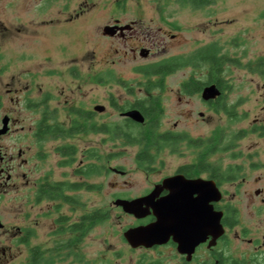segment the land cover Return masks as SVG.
Masks as SVG:
<instances>
[{
  "label": "flooded vegetation",
  "instance_id": "af4514ba",
  "mask_svg": "<svg viewBox=\"0 0 264 264\" xmlns=\"http://www.w3.org/2000/svg\"><path fill=\"white\" fill-rule=\"evenodd\" d=\"M63 1L64 8L61 7ZM93 1L0 0V264H12L21 255L25 256L24 264H35V259L40 264H45L47 261L55 263L60 247L54 245L55 249L46 250L35 243L40 225L38 220L43 219V215L45 219L53 220L56 228L49 231V233L53 232L52 236L56 234L60 236L61 231L64 233V230L72 234L82 232L87 234L93 228L90 217L93 212L83 215L79 223L69 224L68 230L65 228L62 230L61 223L66 220L61 215L56 217V213L59 212L57 209L61 207L62 202L69 205L78 204L75 195L77 192L94 190L95 185L87 181L93 175L86 174L92 166L97 167L98 176H106L111 171L122 177L129 174L124 167L110 166L109 153L100 155L94 148L82 153V159L74 170L76 177L80 179L78 181L56 180L55 172L44 167L50 159L49 154L44 150L46 143L74 136L65 133L63 137L46 141L45 131L48 127L70 130L78 125L82 129L78 135L97 133L104 136L103 140L112 141L107 132L111 124L104 122L110 114L107 115L105 106H95L92 96L94 80L92 43L94 24L99 22L98 18H93L94 11H97ZM140 23V20L128 22L117 18L102 26L103 38L117 40L119 48L113 50L108 46L109 41L107 42L105 64L102 72L96 75V82L107 89L117 87V91L132 95L138 87L141 89L142 77L158 79V84L154 85L163 89L168 77L183 70L187 74L190 72V76L181 83L180 92L183 96L201 97L204 105L222 112L220 108L225 104L227 88L223 89L219 86L224 67L220 66L221 57H225L221 53L220 45L211 42L189 52L188 48H185V45H189V39L183 36L181 41L185 50L182 54L165 57L168 48L179 41L178 35L174 34L171 28L159 27L158 30H153L152 26L145 27ZM111 55H116L119 59L113 60ZM177 58H181V61L175 62L174 59ZM227 62L233 63L230 59L225 64ZM148 70L157 73L148 75ZM199 73L202 77L205 76L206 81L201 80ZM147 84L153 85L149 81ZM211 85L217 86L221 95L215 99L204 100L203 90ZM190 87L194 92H190ZM196 88H199V91ZM82 92H86L84 97ZM108 100L112 109L121 117V123H137L124 114L138 110L145 117V123L137 124L143 126L147 122L148 125L152 124L138 106V100L127 104H121L114 98ZM146 101L150 102V100ZM96 107H103V111L96 110ZM233 108L236 112L235 107ZM29 112L34 113L36 119H30L27 115ZM162 115H164V107L159 116L156 135L130 138L128 141V144L131 141L140 148L144 147L138 145V142L154 144L150 153L142 151L135 155L137 170L147 179L161 172L158 165L162 163L159 158L163 152L170 150L173 155L180 154V146L177 149L170 147L161 151L159 145L164 139L158 135L168 134L171 141L179 140L182 136L180 145L186 143L190 147L192 141L198 144L190 147L194 150L204 149L206 142L205 139L193 138L186 132L173 130L161 132ZM97 116L103 120L99 125L94 124ZM260 123L255 120L256 125ZM101 129L105 131L100 132ZM114 141L126 143L122 137ZM63 146L67 145L59 148ZM69 146H73L76 150L74 156H64L59 150L57 151V155L62 160L59 162L61 167L72 168L78 159V149L74 145ZM215 154L210 155L207 160L204 151L195 154L194 161L179 164L173 172L152 182L140 194L130 195L123 192L113 196V202L115 205L118 200L131 201L154 193L151 207L167 199L173 208H198L205 205V182L213 181L221 191L222 199L210 204L215 211L223 212L222 224L225 235L212 247H209L212 242V238L209 237L206 242L196 245L191 255L179 253V244L173 235L166 244L155 245L149 249L144 247L138 249L159 252L169 248L181 264L195 262L218 264L223 255L228 257L226 250L221 248V243L228 238V231L240 226L241 220L239 218V221H236L231 214V208L237 210L238 208L230 201H225V193L221 186L233 181L222 183L220 178H217V175L222 173V169L210 161ZM142 158L148 159L142 162ZM101 161L103 162L99 165L98 162ZM206 161L210 164L209 169L205 168ZM165 180H168L166 187L163 184ZM77 184L80 186L79 189L72 188V185ZM67 185L71 187L62 189ZM100 187L97 186L96 190H101ZM263 194L261 190L256 193L258 197ZM58 201L60 203L56 204ZM261 202L264 204V198ZM45 203L50 211L43 209ZM80 203L85 207L88 205L87 202ZM85 216L87 218L83 220ZM156 220L152 211V214L145 219H137V224L132 227L153 223ZM77 225L81 228L79 232L73 231L77 230ZM263 248L264 245L257 253L262 252ZM203 256L207 259L199 260ZM151 263L158 264L156 261Z\"/></svg>",
  "mask_w": 264,
  "mask_h": 264
},
{
  "label": "rangeland",
  "instance_id": "374dc122",
  "mask_svg": "<svg viewBox=\"0 0 264 264\" xmlns=\"http://www.w3.org/2000/svg\"><path fill=\"white\" fill-rule=\"evenodd\" d=\"M93 2L97 10L94 11L93 18H98L99 22L94 24L92 43L94 51L92 96L94 105L105 106L107 115L110 114L104 122L110 124L122 122L108 99L114 98L121 104H127L139 99L151 102L158 97L164 107L161 132L173 130L186 132L193 138H203L205 141L222 140V147L230 149L217 152L210 161L223 172L232 168L240 173L233 183H225L221 188L225 193V201H230L238 208L241 224L228 231V238L221 243V248L226 250L228 258L249 260L254 264L264 263V248L262 252L257 253L264 245V204L261 202L264 194L259 197L256 195L259 190L264 192V135L261 132V128L264 127V76L255 71L257 62L264 59V0H217L214 5L201 9L181 4L177 0ZM61 7H65L64 1ZM117 18L128 22L140 20L142 26L150 25L153 30H158L159 27L173 29L179 41L168 48L165 57L180 56L185 48L192 52L198 47L217 42L222 55L233 62L224 65L222 79L227 86L224 103L229 108L235 107V117L231 118L223 111L209 108L203 104L201 97L183 96L180 92L181 83L190 76V72L187 74L183 70L168 77L163 89L155 87L158 79L142 77L141 89L138 87L132 95L117 91V87L107 89L97 83L96 75L102 72L105 64L107 42L109 41L108 46L111 49L119 48L117 40L103 38L102 26ZM183 36L189 39V45H185V48L181 41ZM111 56L113 60L119 59L116 55ZM198 76H201L200 73ZM201 80L206 81L205 76ZM148 81L153 85L147 84ZM82 93L84 97L86 92ZM201 114L204 116H200ZM27 115L32 120L36 119L32 112ZM255 120L261 122L262 126L256 125ZM101 121L103 120L97 116L94 124L99 125ZM239 135L241 139H235ZM103 139V135L86 133L52 140L45 145L44 150L50 159L44 167L55 172L56 180H80L74 170L82 159V153L91 148L100 155L109 153L110 166L115 168L121 166L129 172L126 177L118 176L112 171L106 176L90 177L88 183L101 186V190L77 192L75 195L78 204L69 205L62 202L61 207L57 209L59 212L56 213V217L61 215L66 220L61 223L62 230L67 229L69 224L79 223L81 217L87 213L97 210L108 212L109 219L100 224H93L92 230L87 234L85 232L72 234L64 230L60 236L57 234L52 236L53 232L49 231L56 228L53 220L45 219L44 215L43 219L38 220L40 225L35 243L46 250L55 249L54 245L60 247L56 262L47 261L45 264H152L153 261L158 264H181L169 248L159 252L132 249L123 234L125 230L137 224V219L115 206L113 196L123 192L130 195L140 194L152 182L173 172L179 164L194 161V155L205 152V149L194 150L186 143H182L179 147L180 154L173 155L170 150H166L159 158L162 162L158 165L161 172L147 179L137 170L135 163L136 153L142 152L144 148L137 145L125 146L124 140L113 142ZM62 145H74L79 151L76 164L72 168L61 167L59 164L62 160L57 151ZM102 162H98L99 165ZM81 201L87 202L88 205L86 207L81 205ZM58 203L60 202L56 204ZM47 207L45 203L43 209L50 211ZM56 226L59 227V224L56 223ZM202 258L205 257H200L199 260ZM24 259L25 256L21 255L12 264H24Z\"/></svg>",
  "mask_w": 264,
  "mask_h": 264
},
{
  "label": "water",
  "instance_id": "95a60500",
  "mask_svg": "<svg viewBox=\"0 0 264 264\" xmlns=\"http://www.w3.org/2000/svg\"><path fill=\"white\" fill-rule=\"evenodd\" d=\"M220 95L221 91L215 85L205 87L202 93L204 100L215 99ZM96 110L103 111V107H96ZM124 115L137 123H145V117L138 110L129 111ZM163 184L166 187L168 180ZM205 184V205L193 209L173 208L167 199L151 207L154 193L141 199L116 201L115 206L138 220L145 219L152 211L157 219L153 223L125 230L123 237L129 246L132 249H149L155 245L166 244L171 235L179 244L178 251L181 254L191 255L196 245L206 242L209 237L212 238L209 247L215 246L218 239L225 235V228L222 224L223 212L215 211L210 202L220 201L222 193L213 181H207Z\"/></svg>",
  "mask_w": 264,
  "mask_h": 264
},
{
  "label": "trees",
  "instance_id": "16d2710c",
  "mask_svg": "<svg viewBox=\"0 0 264 264\" xmlns=\"http://www.w3.org/2000/svg\"><path fill=\"white\" fill-rule=\"evenodd\" d=\"M177 2L184 4V5H189L192 6L193 8L196 9H201V8H205V7H209L214 5L217 0H177ZM175 62H180L181 58H177L174 59ZM229 61L227 60L225 57H221V62H220V66L221 68L224 66L225 62ZM223 71V70H222ZM255 71H258L262 76H264V59H261L257 62L256 65V69ZM148 75H153L157 72H154V70H148L147 71ZM153 73V74H152ZM191 86V85H190ZM220 88H227V86L224 85V80L222 79L220 82ZM190 92H194L192 89V87H190ZM197 91H199V88H196ZM138 106L142 109V111L144 112L147 120H150L152 122L151 125H148V122L143 126L137 123H121V124H111L110 126H108L107 128V132L109 133L110 137L112 138V141L115 142V139L118 138H124L126 140V143H123V145H135V143L133 142H129L130 144H128V141L130 138H146V137H151L153 135H156V128H157V123L160 122V114H162L163 111V107H162V101L160 98L156 97L154 98L151 102L146 101V100H138ZM224 113H226L227 115H229L231 118H234L236 115V112L234 110L233 107L229 108L228 105L222 104L221 108H220ZM158 117V120H157ZM97 130L95 129V132ZM105 130H100V132H103ZM82 132V129L79 128L78 125H75L74 127H72L70 130L61 128V127H48L45 131V140H49V139H57L59 137H63L65 136V133H68L70 135H78ZM261 132L264 135V127L261 128ZM161 138L164 139V142H162L159 146L161 147V151L170 147H173L174 149H177L178 146H180L182 139H175L173 141H171L168 138V134H164V135H158ZM40 139V138H39ZM235 139L239 140L241 139V136H236ZM138 145L144 147L143 151L150 153L151 147L154 146L153 143L151 142H138ZM198 144L193 143L192 141H190V147H194L197 146ZM223 142L222 140H220V142H214V140H208L204 143V149H205V158L207 160V158L212 155L215 154L219 151H226L230 148H223L222 147ZM62 155L64 156H74V154L76 153V150H74L73 146H63L61 148L58 149ZM146 159L148 158H142V162L146 161ZM205 168L209 169L210 168V164L206 161L205 162ZM87 175L91 176H98V169L95 166H92V168L89 169V172L86 173ZM239 171H235L232 170V168H230V170H228L227 172H223L219 175H217V178H220L221 182H232L235 181L237 179V177L239 176ZM71 185H67L62 187V189L64 188H70ZM72 188H76L79 189L80 186L79 184L77 185H72ZM94 189H97V186H94ZM231 214L234 216V219L236 221H239V211L237 209L231 208ZM92 217V222L94 225L96 224H100L103 223L105 221H107L110 217L109 213L103 210H97L94 211L91 216ZM87 218V216H85V218L83 220H85ZM77 230H73V231H80V225L76 226ZM255 261V259L253 260ZM252 261V262H253ZM35 264H40L37 259H35ZM210 264V263H208ZM214 264V263H212ZM218 264H254L251 262H248L247 260H240V259H232V258H228V257H224V255L221 258V261ZM258 264H264V263H258Z\"/></svg>",
  "mask_w": 264,
  "mask_h": 264
}]
</instances>
